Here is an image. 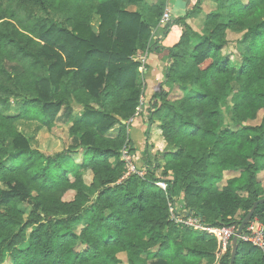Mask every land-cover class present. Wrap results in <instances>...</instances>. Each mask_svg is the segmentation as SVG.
I'll return each mask as SVG.
<instances>
[{"label": "trees", "instance_id": "trees-1", "mask_svg": "<svg viewBox=\"0 0 264 264\" xmlns=\"http://www.w3.org/2000/svg\"><path fill=\"white\" fill-rule=\"evenodd\" d=\"M213 1L200 31L189 35L187 19L203 0L167 24L165 35L187 30L164 47L153 31L166 0H0V264H123L121 254L125 264L214 262L217 239L174 224L169 203L180 197L223 227L264 198V116L250 124L264 111V0ZM245 29L237 65L223 55L226 34ZM164 51L162 85L182 94L158 109L172 152L161 164L146 148L147 174L127 176L123 151L135 149V125L152 121L138 112L137 56ZM23 119H62L71 146L53 156L34 149ZM253 219L264 222V203ZM235 264H264V252L239 239Z\"/></svg>", "mask_w": 264, "mask_h": 264}, {"label": "rangeland", "instance_id": "rangeland-1", "mask_svg": "<svg viewBox=\"0 0 264 264\" xmlns=\"http://www.w3.org/2000/svg\"><path fill=\"white\" fill-rule=\"evenodd\" d=\"M169 4L170 0H166V7L163 11V14L161 16L160 22L158 24V28L154 29L153 31V37L154 40H160V37H163V33L165 34L164 27L167 24L172 23V16L170 13L169 9ZM194 7V6H193ZM192 7V9H193ZM216 5L213 0H203V5L201 6L202 11L200 14L197 16L190 17L187 19V24L191 26L190 31H188V34H191V30L193 33L194 31H200L204 18L208 13H210L213 9H215ZM191 9V10H192ZM185 17V16H184ZM179 27H181V34L180 37L177 41V43L181 40L184 31L187 30L182 25L177 24ZM175 26V25H174ZM172 26L169 29V32H171ZM246 29L241 31V32H234L232 30H228L226 34V40H227V46L225 47L223 51L224 56H228L232 61H234L237 65L240 64V58H239V41L243 38L244 34L246 33ZM161 42V41H160ZM160 44V43H159ZM172 47V46H171ZM149 52H145L142 54H139L137 56V60H139L143 64V74H142V79H143V95L141 97V103L138 108V112L140 114H143L145 118L152 119V121L147 125L144 124L143 128V138L145 140V145L147 148V153L148 156L154 159H157L161 162V164H164L165 159L163 155L169 154L172 152V148L169 146L167 143L166 139L164 138L160 126L162 125V122L160 120V114H163V111L158 110L159 107L162 105V101L164 100H172L173 96H181V92H179L178 88H171L169 89L168 86L163 87L162 83H159L155 92H153L152 96L150 98H147V90H148V79L146 75L147 71V66H148V61L150 57ZM165 88V89H164ZM164 91L167 93L165 97H158V98H153V95L156 92L159 93H164ZM168 95V96H167ZM228 104H232L230 101ZM10 113L15 115L18 114V109L16 106V102H12V108L10 110ZM264 116V111H261L259 113L258 118L255 121L250 122L252 125H258L262 121V118ZM18 128L30 139L31 145L34 149L39 150L40 152L44 153L45 155L48 156H53L56 155L67 148L71 146V137L69 134V124L64 123L62 119L58 120L55 122L52 126L50 127H44L41 126V123L36 120V119H23L21 122L18 124ZM135 146V144H134ZM146 150V149H145ZM145 150L142 152L144 153ZM140 151L137 150V147L135 146L134 151H129L126 153V156L124 158L126 159H132L130 163H127V170H130V167L133 166L135 167L134 171H131L133 173H137L140 176H145L147 174V168L146 166L142 163V161H139L141 153ZM77 160V162H81L82 160V155H75L74 156ZM123 158V156H122ZM127 171V173H128ZM161 169L158 171V174L161 175ZM132 174V173H131ZM233 175H230L228 177H231ZM93 179L92 173H88L86 175V181L88 183H91ZM163 183V182H159ZM166 183V182H165ZM167 184V192H168V183ZM157 185V183H156ZM75 196V191H69L65 196L64 200L70 201L74 198ZM176 202L179 207V209L185 211H189L187 207L184 206L181 202L180 197H176ZM170 216L172 220V214L171 211ZM27 212L26 214H28ZM27 217V215H26ZM239 220V215L235 217V220ZM177 221L173 219V223L176 225H182L180 223H176ZM187 229L192 230L194 232L198 233H205L201 230H197L195 228L185 226ZM120 257L123 260V264L126 262V258L124 254H121Z\"/></svg>", "mask_w": 264, "mask_h": 264}, {"label": "built area", "instance_id": "built-area-1", "mask_svg": "<svg viewBox=\"0 0 264 264\" xmlns=\"http://www.w3.org/2000/svg\"><path fill=\"white\" fill-rule=\"evenodd\" d=\"M127 152L128 149H124L123 159L127 163H130L132 159L124 158ZM134 168L135 167L133 166L130 167L127 176L133 173L131 171L135 172ZM160 182L163 183L157 182V186L162 188L167 193V184L164 181ZM169 207V210L172 214V220L175 219L177 221L176 223L201 230L217 239L215 260L211 264H223L225 256L228 254L230 248H232V240L236 234L238 226L236 224L223 227L210 226L205 224L202 219L196 216L193 212L181 211L177 205V202L169 203ZM239 239L251 243L264 252V222L259 219H252L246 226Z\"/></svg>", "mask_w": 264, "mask_h": 264}, {"label": "crops", "instance_id": "crops-1", "mask_svg": "<svg viewBox=\"0 0 264 264\" xmlns=\"http://www.w3.org/2000/svg\"><path fill=\"white\" fill-rule=\"evenodd\" d=\"M198 0H170L169 9L172 16V22L175 20L182 18L187 15V13L192 9L193 6L196 5ZM181 34V27L178 25L172 26L171 32L168 35L162 34L163 37H160V45L164 47H171L175 43H177ZM167 53L164 51L163 53L153 52L150 54L148 66H147V79H148V90H147V98H150L155 92L159 83L163 81L164 71L166 69V57ZM143 128L144 124L142 122H138L134 127L133 138L134 144L137 147V150L142 152L146 149L145 140L143 138ZM233 173H226V177L232 175ZM260 178L263 181L264 185V171L260 173Z\"/></svg>", "mask_w": 264, "mask_h": 264}, {"label": "water", "instance_id": "water-1", "mask_svg": "<svg viewBox=\"0 0 264 264\" xmlns=\"http://www.w3.org/2000/svg\"><path fill=\"white\" fill-rule=\"evenodd\" d=\"M263 203H264V198L255 202L253 208L248 212V214L243 218V220H241L238 229L236 231V234L234 235L232 240V252H231L230 264H235L236 257L238 254V248H239V238L241 234L245 230L248 223L253 219L256 208Z\"/></svg>", "mask_w": 264, "mask_h": 264}]
</instances>
